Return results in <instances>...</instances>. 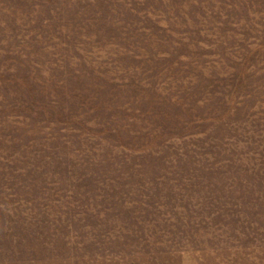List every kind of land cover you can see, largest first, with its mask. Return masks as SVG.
Segmentation results:
<instances>
[{"label": "rangeland", "instance_id": "1", "mask_svg": "<svg viewBox=\"0 0 264 264\" xmlns=\"http://www.w3.org/2000/svg\"><path fill=\"white\" fill-rule=\"evenodd\" d=\"M0 264H264V0H0Z\"/></svg>", "mask_w": 264, "mask_h": 264}]
</instances>
